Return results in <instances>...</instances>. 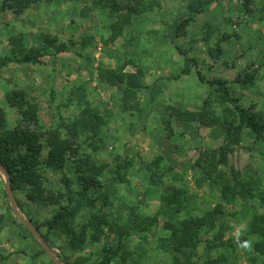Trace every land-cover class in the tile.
I'll return each instance as SVG.
<instances>
[{
    "label": "rangeland",
    "instance_id": "rangeland-1",
    "mask_svg": "<svg viewBox=\"0 0 264 264\" xmlns=\"http://www.w3.org/2000/svg\"><path fill=\"white\" fill-rule=\"evenodd\" d=\"M115 1L112 15L93 0H43L23 13L0 12V110L5 129L28 126L41 132L45 155L46 139L55 130H61L64 137L60 124L79 114L83 107L80 94L107 120L95 149L80 135L72 139L63 169L41 168V186L47 196L63 188V174L69 176L73 188L98 202L91 212L110 208L109 218L120 226L119 231L110 232L85 212L79 222L86 223L92 232H100V239H88L83 249L75 250L64 235L52 232L49 249L62 262L83 257L94 263L103 246L116 247L118 237L126 234L129 208L134 207L142 217H155V223L144 233L130 235L125 241L129 252L126 260L116 256L111 264H173L170 252L161 246L173 223L221 204L223 213L216 228L203 236L190 260L202 264L224 255L220 264H258L260 258L252 245L255 226L264 217V143L243 127L226 134V126L220 122L204 127L177 121L169 115V107L201 108L210 88L198 72L205 78L233 80L239 72L247 71L254 75L253 86L230 83L231 96L244 107L253 106L264 118V12L260 11L264 0H252L248 14L242 0H141L139 5L136 0ZM189 3L195 5L194 12L188 9ZM136 5L145 10L137 14L128 11ZM118 16L126 21L125 28L111 41L109 25ZM228 35L231 37L224 40ZM13 36L20 37L26 48L41 49V62L4 63L12 56ZM46 38L55 45L64 44L65 51L57 52ZM217 43L222 48L218 56L214 51ZM122 64L124 71L137 74L144 85L127 104L121 90L99 75ZM17 90L24 91L28 100L21 110L9 103ZM33 106L38 125L28 118ZM226 106L232 108L231 104ZM212 109L219 116L228 113L218 104H212ZM221 144L231 149L221 167L224 175L230 184L234 176L256 180L254 197L243 200L235 195L226 202L221 197L222 185L194 167L204 150ZM158 158L162 181L186 190L184 209L179 213L161 205L159 182L152 183L153 174L145 167ZM95 166L102 171L97 172ZM7 184L27 220L39 224L53 211L46 197H28L31 187L21 184L13 191L9 177L7 181L0 170V264H53L40 240L32 237L14 214L5 194ZM103 194L109 197V207L100 206Z\"/></svg>",
    "mask_w": 264,
    "mask_h": 264
},
{
    "label": "trees",
    "instance_id": "trees-1",
    "mask_svg": "<svg viewBox=\"0 0 264 264\" xmlns=\"http://www.w3.org/2000/svg\"><path fill=\"white\" fill-rule=\"evenodd\" d=\"M43 0H2L0 3V12L4 10H12L19 14L27 10L31 5ZM48 1V0H44ZM97 7L108 10L112 15L116 11L117 2L115 0H93ZM252 0H242V7L245 14L250 13V4ZM136 4H141V0H136ZM129 6L128 11L141 13L145 8L139 6ZM188 9L191 12L195 11L193 3L188 4ZM260 11L264 12V4ZM180 23L176 28L183 25ZM126 21L118 16L116 21L111 22L110 29L112 31L109 40L114 41L122 35ZM230 35L224 36L226 40ZM14 46L11 51V57L7 58L4 63H39L43 56L41 49L36 47L26 48L20 37L13 36ZM49 45H53L57 52L65 51L64 44L55 45L54 41L46 38ZM216 55H221L222 48L219 43L214 47ZM186 60L197 64L193 58L186 57ZM125 64L120 65L117 69H106L100 72L101 80L116 86L121 90L123 103L127 104L130 98H133L136 91L144 87L139 76L132 72L124 71ZM186 72L188 69L185 70ZM199 79L206 83L210 88V93L203 101V105L198 110H189L184 108L169 107V115L175 117L177 121L183 123H196L204 127H212L217 123H223L226 126V134L234 131L239 127L246 128L257 140L264 143V118L253 111V106L244 107L239 103L237 97H232L230 93V83L238 84L243 88H249L254 84V75L251 72H239L233 80H228L223 77L205 78L198 72ZM79 102L83 105L79 114L70 118L69 121L64 120L60 124V129H64L65 136H61V130H55L52 137L46 139L47 152L43 155L44 144L43 135L37 130H32L30 127H15L13 129H5V117L0 110V164L3 165L8 173L12 190H16L22 184L29 186L30 191L28 197L32 200L46 197V202L52 206L53 211L48 218L37 224L29 218L32 225L40 232L46 244L50 246L49 235L52 232H59L67 238L68 245L75 250L84 248L86 242L91 240L97 242L101 233L97 230L90 231L86 223L79 222V219L85 212H89L93 219L102 227H107L110 232L118 233L119 227L110 217V208H106L99 213L91 212L98 202L92 198L87 192L79 188L72 187V180L69 176L63 174L61 182L63 188H56L54 191L45 195V188L41 186V168H50L52 170L63 169L67 162V153L71 150L74 138L80 135L85 136V142L96 148L95 142L99 141L105 132L107 124L106 118L101 115L90 103L85 99L84 94H80ZM11 106L17 109H23L27 106L28 100L26 93L22 90L14 92L9 100ZM212 104H218L223 108L228 109V113L219 116L212 109ZM228 104L232 105L226 106ZM29 120L38 125L36 108L33 106L29 110ZM231 149L227 144H221L214 149L204 150L194 164L196 169L205 173V175L213 178L221 186V197L226 202L233 199L235 195L243 200L254 197L256 189V180H241L234 176V183L230 184L228 178L221 170L226 164L227 153ZM146 169L151 171L152 183L160 186V201L161 205L170 208L174 213H179L184 209V198L186 190L177 188L172 185H167L162 181V174L159 167V158L152 160L145 165ZM97 172L102 171L100 166H95ZM154 177V178H153ZM77 178V177H76ZM75 178V179H76ZM21 185V186H22ZM80 186V183H79ZM7 196V192L5 190ZM249 196V197H247ZM99 201V200H98ZM17 203V202H16ZM101 207H109L110 200L107 194H103L100 198ZM161 206V207H162ZM223 213L221 204H216L213 208L207 209L199 216H189L177 220L170 227L171 232L167 238H162V248L170 252L173 264H195L190 260L189 256L196 253V248L203 239V236L213 231L218 222L219 216ZM155 223V217L141 216L135 212L134 207L129 208L128 217L126 219L127 232L125 235H120L117 239V246L106 244L100 252V258L94 263H87L83 257H77L73 262H63L64 264H111L116 256H120L121 261H125L128 256L126 249V239L132 234H141L150 229ZM44 228V232L40 228ZM256 240L253 242V252L260 258L258 264H264V217L257 222L255 226ZM30 235L36 236L30 231ZM220 238V236H218ZM43 252H45L43 248ZM121 253V254H120ZM55 255V254H54ZM185 259H181V257ZM55 257H57L55 255ZM224 255L221 258H215L202 261V264H220L224 260ZM53 264H56L51 259Z\"/></svg>",
    "mask_w": 264,
    "mask_h": 264
},
{
    "label": "water",
    "instance_id": "water-1",
    "mask_svg": "<svg viewBox=\"0 0 264 264\" xmlns=\"http://www.w3.org/2000/svg\"><path fill=\"white\" fill-rule=\"evenodd\" d=\"M0 170L4 173L6 176V179L8 181V173L3 167V165L0 164ZM6 192L10 200L11 207L13 209L14 214L25 224V226L40 240L42 243L46 253L48 256L56 263V264H64L60 259L55 257V255L52 253V251L49 249L48 245L46 244L45 240L42 238L40 232L31 224L29 220H27L21 212L17 209L15 200L13 198V195L11 193L10 188L8 187V184L6 185Z\"/></svg>",
    "mask_w": 264,
    "mask_h": 264
},
{
    "label": "clouds",
    "instance_id": "clouds-1",
    "mask_svg": "<svg viewBox=\"0 0 264 264\" xmlns=\"http://www.w3.org/2000/svg\"><path fill=\"white\" fill-rule=\"evenodd\" d=\"M245 246H247V245H245Z\"/></svg>",
    "mask_w": 264,
    "mask_h": 264
}]
</instances>
